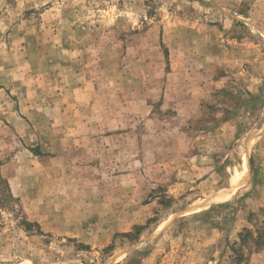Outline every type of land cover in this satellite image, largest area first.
<instances>
[{"label":"rangeland","instance_id":"rangeland-1","mask_svg":"<svg viewBox=\"0 0 264 264\" xmlns=\"http://www.w3.org/2000/svg\"><path fill=\"white\" fill-rule=\"evenodd\" d=\"M262 209L264 0H0V264H264Z\"/></svg>","mask_w":264,"mask_h":264},{"label":"trees","instance_id":"trees-1","mask_svg":"<svg viewBox=\"0 0 264 264\" xmlns=\"http://www.w3.org/2000/svg\"><path fill=\"white\" fill-rule=\"evenodd\" d=\"M262 212L264 214V209H262ZM137 228H139V226H137ZM254 229H250V228H244L243 231L240 233V237H241V241L239 242L240 244H243V242L246 241V237H248L249 235H251L253 233ZM257 237L253 240L256 244V248H260L261 246L264 245V226H258L257 229ZM124 234H129V233H124Z\"/></svg>","mask_w":264,"mask_h":264},{"label":"bare ground","instance_id":"bare-ground-1","mask_svg":"<svg viewBox=\"0 0 264 264\" xmlns=\"http://www.w3.org/2000/svg\"><path fill=\"white\" fill-rule=\"evenodd\" d=\"M220 198H226V197H228L227 195H222V196H219Z\"/></svg>","mask_w":264,"mask_h":264}]
</instances>
